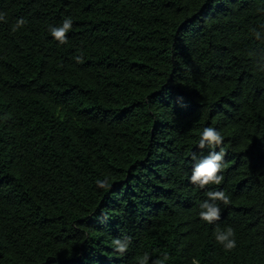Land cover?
Returning a JSON list of instances; mask_svg holds the SVG:
<instances>
[{"label":"trees","instance_id":"trees-1","mask_svg":"<svg viewBox=\"0 0 264 264\" xmlns=\"http://www.w3.org/2000/svg\"><path fill=\"white\" fill-rule=\"evenodd\" d=\"M0 13V264H264V0H0ZM69 16L60 45L49 26ZM209 126L226 165L201 190L188 176ZM208 190L231 201L212 224ZM229 227L225 250L214 233Z\"/></svg>","mask_w":264,"mask_h":264},{"label":"clouds","instance_id":"clouds-1","mask_svg":"<svg viewBox=\"0 0 264 264\" xmlns=\"http://www.w3.org/2000/svg\"><path fill=\"white\" fill-rule=\"evenodd\" d=\"M4 13H0V22L4 21ZM25 21L21 18L18 19L13 25L12 30L15 32L23 27ZM73 29V19L69 16L62 20L59 25H50L49 34L54 41L60 45L67 43V34ZM260 34L257 33V38ZM77 62H82V57H75ZM224 143V136L214 127H205L200 132L197 147L201 150L208 149L206 155L197 156L192 154V166L190 175L188 176L189 182L203 190L206 186L215 185L219 186L224 181L225 169V149L221 147ZM216 149H219L218 151ZM105 181L97 180L99 186H103ZM218 202L229 204L230 197L223 190H208L206 199L199 204V218L202 222L212 224L218 221L221 216V208ZM215 241L222 245L225 250H232L237 247L235 239V232L232 228H227L223 231H216L214 233ZM114 251L119 254H124L129 247V240L127 238H115L112 240ZM147 259V257L145 258ZM193 264H196L194 261Z\"/></svg>","mask_w":264,"mask_h":264}]
</instances>
